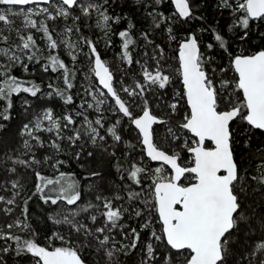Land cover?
<instances>
[{
  "label": "snow or ice",
  "instance_id": "6c2138e0",
  "mask_svg": "<svg viewBox=\"0 0 264 264\" xmlns=\"http://www.w3.org/2000/svg\"><path fill=\"white\" fill-rule=\"evenodd\" d=\"M108 2L104 0V4ZM164 2L132 0L147 13L146 18H151L153 30L166 32L167 39L176 41L179 46V77L183 90L176 94V102L164 106L170 109L167 118L154 112L147 98L150 93L162 95L171 83L172 77L162 63L164 48L154 42L151 33H141L154 49L150 56L147 51L144 53L154 61L149 70L148 60H134L130 51L134 40L128 30H122L118 32L122 41L120 59L129 67L139 64L141 79L133 86L121 82L117 89L116 76L102 59L96 44L81 37L88 48L86 77L89 80L94 77L92 83L83 88L91 101L83 99L78 109L66 110L60 116L55 115L52 108L34 112L17 133L19 143L0 137V192L11 190L10 197L0 195V205L7 206L0 207V241L3 242L0 243V264H7L4 257L10 253L30 255L32 264H87L74 244L94 247L97 264H119V255H127L141 241V232L127 226L126 216L142 220L141 229L147 231L141 264H264V216L257 222L246 206L253 191L264 194V147L251 143L256 131L264 133V49L252 54H234L224 37L213 30L214 41L229 59L227 67H220L217 82L205 70L211 57L202 53L200 39L188 35L177 41L171 26L179 20L202 17L193 16L190 0H171L175 17H165L158 10ZM104 4L95 0H0V57L7 61L0 64V102H6L0 110V121L12 119L14 95L24 93L36 98L42 92L40 86L34 83L25 86V81L10 73L12 67L22 63L21 53L28 61L39 63L37 41L31 33L24 35L22 29H34L46 40L49 63L44 65V70L50 68L53 73L62 70L64 87L49 83L51 91L46 95L59 97L65 105L76 103L70 94L75 87L76 72L51 53L65 45L72 61H76L74 53L78 45L63 37L79 32V27L65 26L58 41L49 25L32 17L72 18L75 24L82 17L91 19L95 13L96 28L110 36L112 25L119 23L122 17L109 15ZM218 7L233 17L231 27L241 29V40L247 38L253 26L264 25V0H235L234 3L219 0ZM13 17L21 19L22 27L15 26ZM133 28L135 25L129 23L128 29ZM13 34L19 43L13 39ZM213 47V43L207 44L209 50ZM24 67L26 69L27 65ZM180 101L186 102L188 111L173 122ZM23 106L25 113L32 107L26 99ZM89 109L97 113L95 119H89L86 114ZM106 112L120 117L111 127L105 124ZM79 117L82 120H78ZM122 120L136 133L134 139L140 146L143 164L130 161L126 174L118 165L117 170L122 172L120 178L125 183L108 194L102 185L88 184L92 196L86 198L74 174L60 171L66 162L56 158V154L63 151L64 143L69 148H79L73 152V158L90 160L87 167L81 164L85 167L83 179L103 180L102 170L95 165L115 157L116 151L108 138L117 145L124 142L117 131ZM4 127L0 122V132ZM162 128L166 129L163 135ZM240 132L246 133L244 140L239 139ZM181 133L190 136L182 137ZM88 145L94 150L85 151ZM137 145L128 144V147ZM46 147L54 151L38 157L37 151ZM182 152L189 158L183 159ZM153 164L160 166L153 168ZM44 166L53 168L59 175L55 178L43 175L39 169ZM21 168L31 171L34 191L22 204H17V197L24 189L19 178ZM33 196L45 205L55 206L49 219L64 226L54 238L65 246H53L51 238L46 245L38 242L37 234L26 223L28 202ZM14 208L20 209L23 221L19 216L8 219ZM154 224H159V229ZM13 229L25 234H16ZM114 234L124 240L130 237L131 242L117 241Z\"/></svg>",
  "mask_w": 264,
  "mask_h": 264
},
{
  "label": "trees",
  "instance_id": "16d2710c",
  "mask_svg": "<svg viewBox=\"0 0 264 264\" xmlns=\"http://www.w3.org/2000/svg\"><path fill=\"white\" fill-rule=\"evenodd\" d=\"M230 2L234 3L235 0H230ZM109 5H107V10L110 15L120 16L122 19L119 23L112 25L111 35L104 37H100L101 41L109 42V49L115 50V54H119L121 56L122 53V41L118 36V32L122 30H128L132 39L134 40V44L130 45V51L133 53L134 60H140L143 62L144 60H148L149 70H152L151 65L154 64V61L149 59V57L144 56V53L147 51L149 56L153 53L154 49L151 44H147L141 36V33L147 31L151 33V38L154 40L156 44H159L164 48V59L162 63L164 64L167 73L171 75L172 80L169 86L163 90V94L156 93L155 95L149 94L148 99L150 102L153 111L158 115H161L167 118V113L170 109L164 107L167 104L176 102L172 98L174 92L177 93L182 92V85L179 77V62L177 57L178 52V43L176 41H169L167 39V33H161L160 30H153L151 27V18H146L147 13L141 11L137 5L132 3V0H109ZM219 0H190V7L193 11L194 17H202V19H190L187 21L179 20L175 23H171V26L174 29V34L177 37V41L183 40L184 37L193 33L200 39V47L202 53L205 57H211V60L205 64V70L209 72L211 75L218 74L221 76L220 67H227L229 64V59L227 53H225L222 49L218 47L217 42L213 39V30L215 32L221 34L231 51L234 54H252L258 50L264 49V25H255L248 32V36L246 39L241 40L240 35H242V31L239 28H232L231 22L233 17L229 14L228 11L222 10L218 7ZM158 10L163 13L165 17H175V13L172 7L170 0H165L164 3L158 6ZM50 27V31L52 32L54 38L58 41L60 38H57L54 31L61 29L62 21L52 20L45 22ZM132 23L135 25V28L128 29V24ZM64 25L69 27H79L80 36L86 38L88 40H92L95 42V38L98 35L95 30V26L93 23L89 21V19L81 18V20L77 21L75 24L71 23V21H65ZM206 29V31H205ZM72 33L66 34L64 39L69 40L72 43L77 45L81 44V39L78 37H72ZM33 34L34 38L37 41V46L39 51L36 53V59L39 60V63L33 61H28L26 55L21 53L22 63L12 67L10 69V73L15 75L17 78L26 82L25 86H30L31 84H36L41 87L42 92L38 94V97L33 98L27 94L21 93L19 96H13V108L11 109L12 119L9 121H0L4 123L5 127L2 132H0V137H3L6 141H14L19 143V136L17 133L22 127L23 123L28 122L29 119L32 118L34 112H39L44 108H52L54 110L55 115L60 116L66 110L78 109V105L83 101V99L89 100L88 96H85L83 92V88L81 86V74L83 72V63L84 57H82L81 53L78 52L79 47L75 50L77 55V60L72 61V59L68 56V49L65 48L64 45H61L57 50L53 51L52 55H57L63 62H65L66 66L70 69L75 70L76 75L73 79V83L75 87L71 90V93L76 101L73 105H65L63 101L59 97H55L53 95L52 98H49L46 93L51 91L48 88V84L52 83L56 87L63 88V80L61 77V71L56 73L51 72L50 68L48 71L44 70V65L49 63L47 57L49 56V50L47 49V42L42 38V33L36 32L34 29L30 30L28 33L24 32V35ZM100 36V34H99ZM13 39L16 40L15 34H13ZM19 43L18 40H16ZM208 43H213V49L209 50L207 48ZM106 45V44H105ZM98 48V47H97ZM107 51L100 50L102 59L106 60L109 56V49ZM108 59V58H107ZM4 61V60H2ZM6 63V61H5ZM24 65H27L25 69ZM123 67V77L125 82H129L132 85L136 80L141 79L142 69L139 64L134 63L131 67H129L125 62L122 61ZM215 70V71H213ZM212 71V73H210ZM211 75V76H212ZM214 79V77L212 76ZM220 78V77H219ZM215 80V79H214ZM219 80V79H218ZM158 94V95H157ZM157 96L163 97L165 99V103L162 104L158 101ZM28 100L29 104L32 106L25 113V109L23 106V101ZM6 102H0V110L3 109V106ZM159 105V106H158ZM187 106L185 101H180L179 110L176 116L173 118V122L176 119H180L183 115L187 114ZM89 119H95L94 112L88 110L86 113ZM105 116V124L108 125L113 123L114 120L118 116H113L109 112L104 114ZM78 120H82V117L77 118ZM122 123L125 125L123 130L119 128L118 131L122 134L124 138V142L121 144H115L111 137L108 138V142L112 144L113 148L116 151L115 157L108 158L104 163L95 165L99 167L104 175V179L100 180L99 178H94V180L85 181L83 179V174L85 173V167H81V164L84 163L85 166L90 165V160L85 158L83 161H77L73 158V152L79 151V148H69L66 143L62 144L63 151L61 153L56 154V158L64 160L66 163L60 168V171L65 172L66 174H74L75 178L80 182L81 191L85 194L86 198H91L92 194L88 192V184L98 183L102 185L105 194H108L113 188L123 185L125 181L121 180V171L117 170V166L122 169L123 173L126 174L130 169V161L139 162L143 164V161L140 157V146L137 145V141L132 136L131 129L127 126L124 120ZM163 128L161 129V134ZM239 131V128H237ZM186 136H190L189 134H185ZM43 136V135H42ZM246 138V133L240 132L239 139L244 140ZM179 143V142H177ZM251 143L253 145H259L264 147V133L256 131L255 135L251 138ZM128 144L137 145L135 148H129ZM167 147V144L164 145ZM239 148V145H238ZM94 150L91 145H88L85 148V151ZM54 150L50 148L39 149L37 151L38 157H43ZM183 159H188V154L186 152L181 153ZM239 158V152H238ZM146 160V157L144 158ZM155 164L152 165L154 167ZM39 168V166H37ZM43 175H46L50 178H55L59 173L56 172L53 168L44 166L42 169ZM20 172V180L21 183L24 184V189L21 191V195L17 197V203L22 204L24 199H27L32 191H34L33 183L34 178L31 174V171L25 172L23 168L19 169ZM147 182V181H146ZM246 206L248 211L251 212L257 222L261 216H264V194L260 191H253L252 194L248 197L246 201ZM55 206L45 205L38 197L33 196L31 200L28 202V220L26 223L30 225V228L35 231L37 234L38 242L42 245H46L49 242V238H51V242L53 246H65L61 241L56 240L53 236L55 231H61L63 229V225H57L52 222L50 217V213H53V209ZM20 210V209H19ZM21 220H24L23 216H20ZM127 221V226L129 228H137L138 231L141 232V241L138 244L136 249L130 250L127 255L120 254L119 255V264H141L142 257L144 255V243L147 238V231L141 229L142 220H138L136 218H128L125 217ZM155 228L159 229V224L153 225ZM16 234L24 235L25 233L21 232L20 229L13 231ZM117 241H122L124 244H129L131 242V238L124 240L121 235L114 234ZM74 247H78L80 249L81 255L87 261V264H97L98 255L96 249L93 248H84L78 244H74ZM119 246V245H118ZM7 260V264H32V260L30 255H21L16 256L14 253H10L9 255L4 257Z\"/></svg>",
  "mask_w": 264,
  "mask_h": 264
},
{
  "label": "rangeland",
  "instance_id": "374dc122",
  "mask_svg": "<svg viewBox=\"0 0 264 264\" xmlns=\"http://www.w3.org/2000/svg\"><path fill=\"white\" fill-rule=\"evenodd\" d=\"M95 2H97V3H101V4H104V0H95ZM107 5H109V3H107V4H104V7L107 9ZM0 7H2V6H0ZM28 7H36V6H28ZM39 7H47L46 5H40ZM50 11H51V9H50ZM107 12H108V10H107ZM175 13V12H174ZM54 14V13H53ZM76 14H78V11H77V13ZM109 14V13H108ZM110 15V14H109ZM95 16H96V14L94 13L93 14V17L91 18V19H89V21L90 22H92L93 23V26H95ZM33 19H36L38 22L39 21H44V23L45 22H47V21H52V20H47L46 18H45V16H43V15H41V16H33L32 17ZM13 19H14V21H15V26H20V27H22V23H21V19L20 18H16V17H13ZM59 20H61L62 21V24H61V29H59L58 31L57 30H55L54 31V33H55V35L57 36V38H60V36H59V33L60 32H62L63 31V29L65 28V26L66 25H64V22L65 21H71V23H73V20H72V18H69V19H67V20H64V19H59ZM77 22V21H76ZM75 22V23H76ZM69 27V26H68ZM95 28V30L97 31V33H98V35L96 36V38L94 39L95 40V44H96V46L98 47V48H100V50H103V51H107V48L109 47V42H107V41H101L100 40V37H102L103 39H104V37H107V36H105L103 33H102V31L100 30V29H98V28H96V26L94 27ZM23 30V33L24 32H29L30 30H32V29H22ZM99 34H100V36H99ZM81 34H80V30H79V32H74L73 34H72V37H78V39H80L81 37H79ZM64 38V37H63ZM106 44V45H105ZM65 46V45H64ZM78 47H79V49H78V52H80L81 53V55H82V57H84V63H83V65H84V67H83V72H82V74H81V86H82V88H84L85 86H87L88 84H90V83H92V81L94 80V77L92 78V80H89L87 77H86V73H88V68H89V60H88V57H87V55H86V53L88 52V48H87V46L86 45H84L83 43H81V44H79L78 45ZM65 48H66V46H65ZM109 49V48H108ZM109 52V56L110 57H107L106 58V60H104L107 64H108V66L110 67V69L114 72V74H115V76H116V83H115V86H116V88L117 89H119L120 87H121V82L123 83V85H126V86H133L131 83H129V82H125L124 81V77H123V67H122V60L120 59V55L119 54H115V50L113 51V50H108ZM70 58H71V56L70 55H68ZM2 60H4L2 57H0V64H7V61L6 60H4V61H2ZM5 61H6V63H5ZM18 65V64H17ZM210 73H212V71H210ZM168 74V73H167ZM212 75V74H211ZM228 75L230 76V75H232V73H228ZM213 77H214V79H215V81H217L218 82V79H219V77L220 76H218V74H215V75H212ZM183 90V89H182ZM84 92V91H83ZM176 94H177V92L175 91L174 92V94H173V96H172V98L174 99V100H176L175 99V97H176ZM121 95L124 97V98H127L126 97V94H124V93H121ZM158 95V94H157ZM158 97L159 96H157V99H158ZM163 97H165V96H163ZM162 96L161 97H159V99H158V101L160 102V103H162V104H164L165 103V99L163 98ZM88 98H89V101H91V97L90 96H88ZM94 103V102H93ZM104 107H107V105H105ZM47 108H49V107H47ZM45 109V108H44ZM89 110H91V111H93L94 112V110H92V109H89ZM110 113V112H109ZM111 114V113H110ZM94 115H95V118H96V116H97V113H95L94 112ZM118 118H120V117H117L116 119H118ZM115 119V120H116ZM115 120H114V122L113 123H110V124H108V125H106L107 127H111L114 123H115ZM124 124L121 122V125H119V126H117V131H118V129L119 128H122L123 130H125V128H124ZM166 131V129H164V130H162V133H164ZM118 133H119V131H118ZM131 134H132V136H136V133L135 132H133L132 130H131V132H130ZM41 135H45V134H41ZM181 135H182V137H185L186 135L184 134V133H181ZM190 135V134H189ZM156 166H160V165H157V164H155V166L154 167H156ZM153 167V168H154ZM9 188H10V185H9ZM0 195H5L6 197H10L11 196V190L9 191V192H0ZM18 204V203H17ZM0 207H7L6 205H0ZM19 213H20V210H19V208H14V211H13V213H12V217H9L8 219L9 220H11L13 217H16V216H19ZM53 213H50V215H52ZM19 218H20V216H19ZM21 219V218H20ZM15 230H17V229H13V231H15ZM57 232H59V231H55V233H54V236L53 237H55V234L57 233ZM0 243H3L2 241H0ZM48 243V242H47ZM46 243V244H47Z\"/></svg>",
  "mask_w": 264,
  "mask_h": 264
},
{
  "label": "water",
  "instance_id": "95a60500",
  "mask_svg": "<svg viewBox=\"0 0 264 264\" xmlns=\"http://www.w3.org/2000/svg\"><path fill=\"white\" fill-rule=\"evenodd\" d=\"M171 2V0H170ZM172 4V3H171ZM173 10H174V5L172 4ZM189 35H194L193 33L189 34ZM179 47V46H178ZM177 57H178V62H179V51L177 52ZM182 85V83H181ZM182 89H183V85H182ZM158 165V164H157Z\"/></svg>",
  "mask_w": 264,
  "mask_h": 264
},
{
  "label": "flooded vegetation",
  "instance_id": "af4514ba",
  "mask_svg": "<svg viewBox=\"0 0 264 264\" xmlns=\"http://www.w3.org/2000/svg\"><path fill=\"white\" fill-rule=\"evenodd\" d=\"M186 103V102H185Z\"/></svg>",
  "mask_w": 264,
  "mask_h": 264
}]
</instances>
